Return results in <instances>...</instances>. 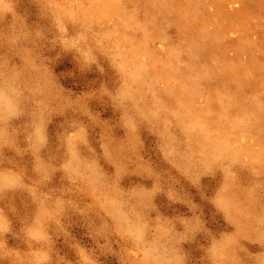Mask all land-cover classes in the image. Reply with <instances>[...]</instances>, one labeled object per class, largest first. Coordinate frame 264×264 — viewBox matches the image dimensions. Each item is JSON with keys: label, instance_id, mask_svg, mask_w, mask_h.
<instances>
[{"label": "rangeland", "instance_id": "rangeland-1", "mask_svg": "<svg viewBox=\"0 0 264 264\" xmlns=\"http://www.w3.org/2000/svg\"><path fill=\"white\" fill-rule=\"evenodd\" d=\"M0 264H264V0H0Z\"/></svg>", "mask_w": 264, "mask_h": 264}]
</instances>
